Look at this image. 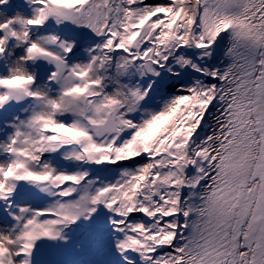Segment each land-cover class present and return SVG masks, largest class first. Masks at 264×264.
Returning <instances> with one entry per match:
<instances>
[{"label": "snow or ice", "instance_id": "6c2138e0", "mask_svg": "<svg viewBox=\"0 0 264 264\" xmlns=\"http://www.w3.org/2000/svg\"><path fill=\"white\" fill-rule=\"evenodd\" d=\"M264 264V0H0V264Z\"/></svg>", "mask_w": 264, "mask_h": 264}, {"label": "rangeland", "instance_id": "374dc122", "mask_svg": "<svg viewBox=\"0 0 264 264\" xmlns=\"http://www.w3.org/2000/svg\"><path fill=\"white\" fill-rule=\"evenodd\" d=\"M86 231L87 229L78 231L69 245L46 246L37 254V264H101V261L110 259L106 252L100 254L88 249L77 250V245L82 242Z\"/></svg>", "mask_w": 264, "mask_h": 264}]
</instances>
